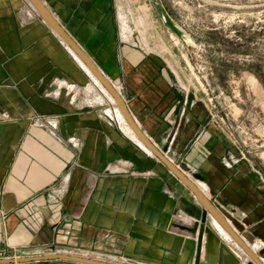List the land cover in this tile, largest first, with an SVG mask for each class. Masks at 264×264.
<instances>
[{"label":"crops","instance_id":"obj_1","mask_svg":"<svg viewBox=\"0 0 264 264\" xmlns=\"http://www.w3.org/2000/svg\"><path fill=\"white\" fill-rule=\"evenodd\" d=\"M40 1L118 86L142 131L242 239L263 247V178L248 160L225 165L237 156L232 140L195 102L184 103L163 57L131 42L118 0ZM91 83L29 0H0V260L61 253L194 264L197 241L178 226L200 220L202 205L105 112L82 101L95 94ZM99 99L94 104L103 106ZM204 240L206 264H242L235 242L213 226Z\"/></svg>","mask_w":264,"mask_h":264},{"label":"rangeland","instance_id":"obj_2","mask_svg":"<svg viewBox=\"0 0 264 264\" xmlns=\"http://www.w3.org/2000/svg\"><path fill=\"white\" fill-rule=\"evenodd\" d=\"M118 10L131 42L166 60L184 103L214 119L264 180V0H118ZM99 97L82 101L106 116Z\"/></svg>","mask_w":264,"mask_h":264},{"label":"water","instance_id":"obj_3","mask_svg":"<svg viewBox=\"0 0 264 264\" xmlns=\"http://www.w3.org/2000/svg\"><path fill=\"white\" fill-rule=\"evenodd\" d=\"M38 14L48 24V26L65 42L88 66L92 74L102 84L103 87L111 94L116 101L126 122L137 136L138 140L142 142L145 147L150 150L154 157L162 162L181 182L185 184L195 195L198 202L203 207V212L200 220L195 221L191 226H178L186 235L190 234L197 241L196 258L194 264H206L202 257L205 233L209 231L212 226V221L216 220L223 228L230 233L232 238L249 254L250 260L246 264H261L264 258V247L259 249L257 254L247 246L244 239L239 236L233 225L227 220L225 215L209 200V198L194 184V182L176 165L173 161L142 131L132 113L130 112L126 101L121 92L117 89L115 84L106 76L100 69L90 55L76 42V40L64 29L58 20L51 14V12L44 6L40 0H29ZM48 259H64L71 262H78L81 264H122L112 263L109 261H101L92 258H84L80 256H72L67 254H47L46 256H32V257H17V258H3L0 264H18V263H32L41 262Z\"/></svg>","mask_w":264,"mask_h":264},{"label":"bare ground","instance_id":"obj_4","mask_svg":"<svg viewBox=\"0 0 264 264\" xmlns=\"http://www.w3.org/2000/svg\"><path fill=\"white\" fill-rule=\"evenodd\" d=\"M65 47L67 48V50L70 52V54L73 56L74 60H76V62L79 64V66L88 74V76L90 77V80L92 82L93 87L90 88V90L92 91L93 88L98 89L101 93H102V97L99 99L100 103L102 102L103 104L105 103V101H107V103H109L111 105L110 109L106 110V116L111 119L112 121H114L119 128L131 139L133 140L136 144H138V146H140L144 151H146L149 155H151L152 157L154 156L153 153L148 150L145 145L140 142V140H138L137 136L134 134L133 130L130 128V126L128 125V123L126 122L125 118L123 117L120 109L118 108L116 101L114 100V98L111 96V94L106 90L105 87L102 86V84L96 79V77L92 74V72L90 71V69L88 68V66L79 58V56L64 42ZM72 86V85H71ZM202 192L203 190L196 184L194 183ZM200 184V183H199ZM203 185V184H202ZM203 187V186H202ZM204 188V187H203ZM205 191V190H204ZM204 193V192H203ZM206 193V192H205ZM204 193V194H205ZM206 195V194H205ZM178 221L183 222V223H190L192 224L195 220H193L192 218H184V217H180L177 218ZM182 223V224H183ZM190 226V225H189ZM212 226L215 230H217V232L221 235L222 239L229 244V240L230 241H234L236 246L239 250V253L235 250L236 254L238 255V257L242 260V264H246L249 260V254L246 252L245 249H243L230 235V233H228L223 226H221L216 220L212 221ZM234 227V226H233ZM183 232V231H182ZM184 233V232H183ZM228 240V241H227ZM246 242V241H245ZM233 243V242H232ZM249 243V242H248ZM247 244V246L252 250L253 253L257 254V250H259V248H255L254 246L250 245V243ZM234 244V243H233ZM231 245V244H229ZM261 249V248H260ZM244 254H245V259H244ZM261 264H264V262L261 260Z\"/></svg>","mask_w":264,"mask_h":264},{"label":"built area","instance_id":"obj_5","mask_svg":"<svg viewBox=\"0 0 264 264\" xmlns=\"http://www.w3.org/2000/svg\"><path fill=\"white\" fill-rule=\"evenodd\" d=\"M49 124L52 126V130H53V132L56 133V131H57V124L52 123V122H50ZM242 157L245 158V155L242 154ZM243 158H242V159H243ZM239 161H240V159H237L234 155H231L230 158L224 160V163H225V165H226L227 167H232L233 165L238 164ZM117 165H118V164H117ZM125 165L127 166V162L125 163ZM123 170H124L125 172H127V170H125V169H123ZM263 247H264V246H263ZM263 247H261V248H263ZM262 261L264 262V258H262Z\"/></svg>","mask_w":264,"mask_h":264}]
</instances>
